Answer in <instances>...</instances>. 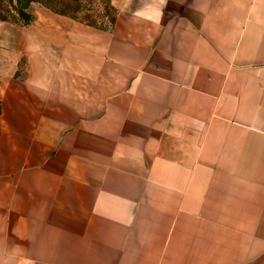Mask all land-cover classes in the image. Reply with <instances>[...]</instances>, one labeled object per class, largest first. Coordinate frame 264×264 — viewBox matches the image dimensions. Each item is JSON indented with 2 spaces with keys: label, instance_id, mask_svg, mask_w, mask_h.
Here are the masks:
<instances>
[{
  "label": "crops",
  "instance_id": "obj_1",
  "mask_svg": "<svg viewBox=\"0 0 264 264\" xmlns=\"http://www.w3.org/2000/svg\"><path fill=\"white\" fill-rule=\"evenodd\" d=\"M67 23L0 35V264H264V0Z\"/></svg>",
  "mask_w": 264,
  "mask_h": 264
},
{
  "label": "rangeland",
  "instance_id": "obj_2",
  "mask_svg": "<svg viewBox=\"0 0 264 264\" xmlns=\"http://www.w3.org/2000/svg\"><path fill=\"white\" fill-rule=\"evenodd\" d=\"M126 0H2L0 35L28 28H65L70 20H84L99 25H111ZM57 2V3H56ZM2 40L0 38V45ZM12 61L0 47V67ZM6 62V63H5ZM11 63V65H10ZM14 70L21 66L10 62ZM19 70V69H17Z\"/></svg>",
  "mask_w": 264,
  "mask_h": 264
},
{
  "label": "trees",
  "instance_id": "obj_3",
  "mask_svg": "<svg viewBox=\"0 0 264 264\" xmlns=\"http://www.w3.org/2000/svg\"><path fill=\"white\" fill-rule=\"evenodd\" d=\"M42 2H44V3H46L48 6H51V4L50 3H47V2H45V0H41ZM1 2H2V0H0V6H1ZM57 3V2H56Z\"/></svg>",
  "mask_w": 264,
  "mask_h": 264
}]
</instances>
